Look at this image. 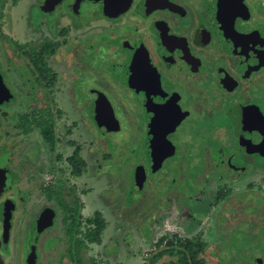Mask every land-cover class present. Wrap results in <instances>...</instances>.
<instances>
[{"label": "flooded vegetation", "instance_id": "obj_1", "mask_svg": "<svg viewBox=\"0 0 264 264\" xmlns=\"http://www.w3.org/2000/svg\"><path fill=\"white\" fill-rule=\"evenodd\" d=\"M4 1L0 20L4 18L7 0ZM16 1L9 0V6H16ZM43 1L37 3L38 17L22 42H13L6 37L3 40L0 37V52L7 54L9 66L16 72L12 79L13 93L0 72V81L7 89L5 93L0 84V98L5 96L0 102V134L4 138L10 133L24 136L26 141L19 143L25 145V150L29 147L28 153L23 149L18 154L22 156L18 157L16 163L10 162L14 152L10 149L0 150V169L6 171L8 181H13L11 188L14 182H18L23 170L43 171L45 168L53 170L54 167L57 172L50 175L54 178L41 187L57 185L61 180L67 183L72 167L69 156L77 148L80 156V145L73 141L67 142L74 145L71 150L73 153L70 151L72 154L64 155L62 150L54 153L56 118L51 108L40 105L34 109L31 106L29 110L17 112L15 118L9 117L8 104L3 106V102L13 98V104L9 105L13 106L17 97L31 99L34 91L35 94L38 91L37 94L40 95V98L35 96L31 100L36 106L38 100L46 103L49 99L54 100L49 98L54 90H64L65 102L82 108L86 113L91 122L88 125L92 139L108 133L123 134L121 128L125 125L128 130H133L132 136L137 142L134 150L140 154L142 161L133 163L131 154L124 152V157L127 156L126 159L131 162L129 180L133 186L136 172L144 174L143 188L144 183L154 177V181L162 180L158 177L159 174L164 177V183L173 171L185 172V178L192 181L197 179L198 168H206L208 163L215 162L217 158L221 165L226 163L218 140L221 133L216 127L209 126L213 133L205 138L207 142L201 146L196 144L198 136L191 134H183L186 136L183 144L178 137L180 125L187 121L188 125L184 127L187 133L193 127L192 122L204 116L197 111L194 99H206L209 105L213 102V96L206 98L204 94H193L197 90L201 72L209 80V92L215 86L217 95L240 86L237 82H232V74L244 77L241 86L248 84L253 88V85L258 84L261 88L259 93L264 90V0H108L107 13L103 10L105 0ZM81 3L93 7L95 12L90 11L91 19L99 17L112 21L106 24L104 22L102 30L95 28L98 32L91 35H104L102 41L101 38L92 43L94 49L96 46L97 50L100 48L103 51L105 48L106 55L103 57L102 51L92 52L86 40L73 35L70 23L60 24V16L64 12H72L73 6L79 7ZM1 25L0 23V33L7 36L1 30ZM217 56L215 65L207 63ZM0 65L3 66L2 63ZM111 84L114 85L112 88ZM84 92L89 94V98H79V94ZM221 102H217L218 110L222 108ZM253 105L234 102L227 109L222 108L218 114L227 118L232 136L241 143L238 148L243 153L249 152H245L249 155L257 154L264 160V140L249 137L257 131L264 134V119H261L258 110L256 111L257 107ZM92 106L98 122L91 112ZM80 112L81 109L79 114ZM62 113L58 111L57 115ZM39 116L46 120L47 129H50V142L44 139L39 130ZM207 116L213 117L211 114ZM99 120L105 127L114 126L115 129L103 131ZM35 130L37 134L34 133ZM37 135L40 144L34 141ZM175 135L177 138H174ZM176 155L178 156L174 159ZM227 158V165L237 168ZM239 168L243 170L245 166ZM247 168L264 171L255 166ZM160 171L162 172L159 173ZM174 176L176 177L171 178L173 185L178 188L185 185L187 180L179 175ZM8 186L10 185L5 183V188ZM1 194L2 191L0 241L8 244L18 236V251L21 248L24 251L21 250L23 256L21 254L14 264H30L29 241L24 243L26 240L21 237L31 238L32 226H35L34 220L39 214L28 224L15 227V211L10 197L3 198ZM11 197L15 199L13 195ZM39 238L37 237L35 244L34 264H41L42 261L39 260L37 251ZM2 264L10 263L2 259Z\"/></svg>", "mask_w": 264, "mask_h": 264}, {"label": "rangeland", "instance_id": "obj_2", "mask_svg": "<svg viewBox=\"0 0 264 264\" xmlns=\"http://www.w3.org/2000/svg\"><path fill=\"white\" fill-rule=\"evenodd\" d=\"M40 1L43 0H17L16 6L10 7L9 0H7L4 18L0 20V23L2 24L1 30H4L8 35L5 36L0 33V37L2 39L6 37L13 42H22L28 36L30 26L35 24V19H37L39 12L36 7ZM46 2H49V0H46ZM4 5L5 1L3 0L1 2L0 0V13ZM92 8L83 3L79 7L74 5L72 12H70L72 15L64 12V15L60 16L59 19L60 24L70 23L73 27V35L83 41L86 40V43L92 48V52H98L102 50L100 48L97 50V46L94 49L92 43L101 38L100 41H102L104 35L92 36L98 32L97 29L101 28L104 22L106 24L112 21L99 17L91 19L92 15L90 11H94ZM89 37H92V39ZM98 43L100 42H96V44ZM104 51L105 48L101 53L102 57L106 55ZM217 59L218 56L207 63L213 66ZM0 63L3 64L2 67L0 65V72L10 87V91L13 93L14 87L12 84L14 83L12 79L15 77L16 72L9 66L10 62L8 61L7 54L4 55L1 53ZM199 74H201V78L199 79L197 90L193 94H204L206 98H209V95L210 97L213 96V102L209 105V101L206 99L203 101L194 99V104L198 107L197 111L204 116H200L196 122H192L194 127L193 132V127H191L186 133L184 127L188 125L187 121L182 122L180 125L181 129L179 130L181 132L178 137L184 144L186 142V136L183 134L198 136L196 139L198 142L195 141L196 144L204 146L207 142L205 138L213 133L212 128L216 127L221 133L218 140L222 146V156L225 157L226 163L221 165L220 159L217 158L215 162L208 163L205 169L203 167L198 168L200 171H196L197 179L192 181L191 179L185 178V172L173 171L164 184V177L159 174L162 172L160 171L158 177L162 178V180L154 181L156 178L154 177V179L144 183L143 188H146L144 197H147L150 201L148 206L145 205L143 208L140 206L135 211H133L134 208L132 206L137 201H132L131 196L132 198H136L138 194L131 191L128 195L130 201L127 204L124 201L125 198L123 195V191L129 187L127 182L130 181L129 168L131 164L126 159L127 156L124 157V152L131 154L133 163L140 160V154L137 153V150H134L137 142L134 136H132L133 130H128L125 125L121 128L123 134L115 135L114 133H108L105 136L101 135V137L92 139L89 131L91 122L88 120L86 113L83 112L82 108L71 104L69 105L65 102L64 90H54L52 95L49 94L51 95L49 98H54V100L49 99L47 103L37 99L36 106L32 104V101L35 96L40 98L38 91V94L36 92L37 95L35 91L33 92L34 96L32 95L31 99L29 97H17V101L13 106H9L13 104V98H8L3 102V106L8 104L10 118L13 116L15 118L17 112L29 110L31 106L34 109L40 105L51 108L56 118V144L54 153H59V150H62L64 155L71 153L74 145L67 144L68 141H73L80 145V155L86 162L87 168L81 176H71L67 184L76 188L75 196L79 198L83 205L81 209L83 220L84 218L91 217L94 210H98L106 223V227L102 232V242L100 244H89L87 248H82L80 251L82 260L86 264L94 261L96 263L98 262L97 264H147L148 258L152 254L159 249L167 248L163 243L160 246H156L158 240L161 237H171L175 234L188 237L194 234L199 236L205 243L204 252L200 254L203 256L205 264H222V260L231 257V255L224 258L220 257L224 253V248L218 242L223 239L228 244L225 245L232 251V255L235 256L233 262L236 264H247L248 256L251 258L254 257V261L257 260L256 257H262L261 260H264V235H260L257 239L254 238L255 236L252 233L254 220H245L247 215L246 205H250L249 200L253 201L258 199L257 202H262L258 205L261 208L262 214L259 213L254 217L251 216V218H255V220L264 223V171L252 170L246 174H242L244 176L235 175L233 173L234 171H229L227 157H229L231 164L234 163V165H243L245 167L255 166L262 170L264 169V160L257 154H246L249 152L245 151V149L244 151L246 153H243L239 149L240 141L235 140L236 138L232 136L231 125L226 120L227 118L225 116L220 117L218 114V111L222 108L225 110L232 103L239 102L247 105L254 104L253 106L255 108L257 107L256 111L258 110V115L261 116V119H264V90H261V93H259L261 88L258 84L256 86L253 85V88H250L248 84L243 87L241 86V81L244 80V77H238L232 74V82H237V85L239 84L240 86L235 88V90L229 89L217 95L215 86L209 92V80L204 78L206 74L202 72ZM262 74L264 75V72ZM101 79H104V77ZM113 86L111 84V88ZM250 90L251 94H249ZM88 96L89 94L87 92L79 94V98H89ZM220 101H222L220 105V108H222L218 110L219 108L217 107L219 104L217 102ZM80 109L81 112L79 114ZM58 111L63 113L58 116ZM85 111L88 112L87 109ZM207 114H211L213 117L209 118ZM131 129H133V126H131ZM262 131L264 132V130ZM34 133H36V130ZM249 137L255 140H264V134L259 131ZM174 138H177V135ZM39 139L37 135L34 141L40 144ZM19 141L25 142L26 138L13 133L8 134L7 138H4L0 134V150L10 149L14 152L11 155V163H16L19 160L18 157L22 156L18 154L24 149L25 145L19 143ZM181 142L179 140L178 144L180 145ZM195 142L192 144H195ZM28 148L23 151L28 153ZM117 153L121 155H117ZM210 167L212 170L209 171ZM0 170L1 197H10V203L13 211H15V227L22 226L24 223V225L28 224L35 215L37 216L39 214L40 210L47 207L53 208L58 213L54 222L38 239L37 251L39 260H42L41 264H72V261L67 257H61L62 251H60V248L62 247V242L58 241V238H61L64 234L61 215H59L61 209L54 200H48L46 198L43 191L44 187H41L47 181L54 178L50 175L56 174L55 167L53 170L45 168L43 171L35 169L30 171L23 170L20 175L21 177H18V182H14L12 188L11 184L13 181H8L6 179V171ZM188 173L193 174L194 172ZM174 175L182 176L183 179L187 180L184 182L185 186L178 188L173 185L171 178L176 177ZM30 177L32 178L31 180ZM113 180H115L114 184H111L110 182ZM161 181L163 185H160ZM5 183H8L10 186L5 188ZM249 183L253 184L248 185ZM154 185L157 187H154ZM168 186H171L172 189H175V187L177 189L186 188V191L193 190L194 187L198 189L195 192L185 193L175 197L173 192L166 190ZM220 193L224 196L218 199ZM11 195L15 199H11ZM157 202L158 204H156ZM143 204L145 203L141 202V205ZM127 208H129V211H127ZM240 216L241 220H239ZM235 225L237 227L235 229L232 228ZM212 226H214L213 229L211 228ZM81 229L83 230L84 228ZM222 232H225L222 235L223 239L220 238ZM26 237L22 236L21 238L26 240L24 243L29 241L30 245V238L26 239ZM19 242L20 239L18 236L11 239L8 244H4L3 240L0 241V264H2V259L7 260L10 264H14L21 257V250L23 249L21 248L18 251ZM176 258V255L165 253L154 264H174Z\"/></svg>", "mask_w": 264, "mask_h": 264}, {"label": "trees", "instance_id": "obj_3", "mask_svg": "<svg viewBox=\"0 0 264 264\" xmlns=\"http://www.w3.org/2000/svg\"><path fill=\"white\" fill-rule=\"evenodd\" d=\"M31 116H33V114H31ZM45 122H46V120L43 119L42 116H39L37 118V123H38L37 125L39 127V130H40L42 136L44 137V139H46L48 142H50L52 135L49 133L50 129L49 128L47 129ZM79 148H80V146H79ZM108 153H109V151H108ZM105 155L109 156L108 154H105ZM69 161H70L72 167L69 171V177L67 178V180H69L71 176H75V177L81 176L83 174V171L87 168V164L83 160L82 156L78 155V148L73 155L69 156ZM231 165H233V164H231ZM235 166H237V165H235ZM252 170L253 169H249L247 167L243 168V170H242L239 168V166H237V168L233 169L232 167L229 166V171H234L233 173H235V175L236 174L237 175L246 174L247 172L252 171ZM209 171H210V168H209ZM253 171H255V170H253ZM242 176H244V175H242ZM114 181L115 180L111 181L110 183L114 184ZM127 183L129 184V187L127 189L128 192H127V190L123 191V195L125 198L124 201L126 202V204L128 201H130L129 200L130 198L128 196L129 193H131V191H133L134 193L138 194V197H136V198H132V196H131L132 201L133 200L135 202L137 201L135 203V205L132 206V208H134L133 211H135L136 209L138 210V208L140 206H141V208H143L145 205L148 206L150 201L147 199V197H144L145 196L144 191L146 188L144 189L141 187L140 189H136L133 186V184L130 183V181ZM161 184L163 185L162 181H161L160 185ZM252 184L253 183H249L248 185H252ZM182 186H185V185H182ZM154 187H157V186L154 185ZM185 189L186 188L177 189V187H175V189H172V187H168V189H166V190L173 192V195L175 197L176 196L178 197V195L195 192L196 189H198V188L194 187L193 190H190V191L189 190L186 191ZM44 190H45L46 198L48 200H54L56 202V204L59 206V208L61 209L59 215H61V222L63 224V233H64L63 236H61V238H58V241L62 242V247L60 248V251H62L61 257H67L70 261H72V264H86L82 260V257L80 255V251L82 248H87L89 244H100L102 242V232L104 231V229L106 227V223H105L104 218L101 216V214L98 210H94V213L91 217L84 218V220H83V217L81 214V209H82L83 205L81 204L82 202L79 200V198L77 196H75L76 195L75 194L76 188L74 186L68 185L66 182H63V180H61L57 185H48V187L44 188ZM173 195H172V197H173ZM223 196L224 195H222L220 193V195L218 196V199L223 197ZM145 200L148 202H146ZM257 200L258 199L253 200V201L249 200L250 205L249 204L246 205L247 215L245 218L246 221L254 220L252 233L254 234L253 236H255L254 238H256V239L260 235H264V223H262L261 221L259 222V220H255V218L254 219L251 218V216L254 217L255 215H257L259 213L262 214L261 208H259V206H258L262 202L260 201V203H259V202H257ZM141 202H144L145 204L141 205ZM156 204H158V202ZM153 205H155V204H153ZM127 209H128L127 211H129V208H127ZM244 211H245V209H244ZM41 214H43L45 216L46 224H45L44 228H42L41 231L38 233L37 237H40V235L54 222L55 217L58 215V213L55 212V210H53V208L47 207V208H44V209L39 211V216L35 220H38V218H40ZM231 216H230V218H231ZM247 216L250 219H248ZM82 220H83V223H82ZM239 220H241V216L239 217ZM213 227L214 226H212L211 228L213 229ZM236 227H237V225H235L232 228L235 229ZM81 228H84V229L82 230ZM224 233L225 232H222L220 234V238L223 239L222 235ZM36 241H37V238H36ZM162 243L164 245H166L167 248L159 249L157 252L152 254L148 258L147 264H154V262L156 260H158L165 253L177 256L174 264H205V260H204L203 256L200 255L201 253L204 252L205 243L196 234H194L190 237L178 236L176 234L171 236V237H166V238L161 237L158 240V242L156 243V246H160ZM218 244H220L221 247L224 248V253H223V255L220 254V255H222L220 257L224 258V257L231 255V257H228V258H225L224 260H222V264H236L235 262H233V260H235V256L232 255V253H231L232 251H230L228 246H226L228 244L225 242V240L224 239L219 240ZM221 247H220V249H221ZM249 257L250 256H248V258H247V264H263L264 263V260H261L262 257L261 258L256 257L257 258L256 261L253 260L254 257L253 258L250 257V260H249ZM97 263L94 261L90 264H97Z\"/></svg>", "mask_w": 264, "mask_h": 264}, {"label": "water", "instance_id": "obj_4", "mask_svg": "<svg viewBox=\"0 0 264 264\" xmlns=\"http://www.w3.org/2000/svg\"><path fill=\"white\" fill-rule=\"evenodd\" d=\"M111 1V0H110ZM108 0H105V6L103 8L104 12H108L109 11V5H108ZM116 71V70H115ZM0 84L2 85V87L5 89V93L7 92V89L5 88V86L3 85L2 81H0ZM5 98V96L3 95V98H0V102ZM99 108V106L97 107ZM91 112L94 116L95 119H97V122H98V118L94 115L93 113V106L91 108ZM100 122V120H99ZM101 127L103 129V131H106L107 129H115V127H110V126H104L101 122ZM143 182H144V174L143 173H140L138 174L136 172V178H135V182H134V187L136 189H140L143 185ZM35 226L33 225V231H32V236H31V239H30V248H31V252L29 254V263L30 264H34V261H35V243H36V238H37V235L38 233L41 231L42 228H44L45 224H46V219H45V216L43 214H41L40 218H38V220L35 221Z\"/></svg>", "mask_w": 264, "mask_h": 264}]
</instances>
